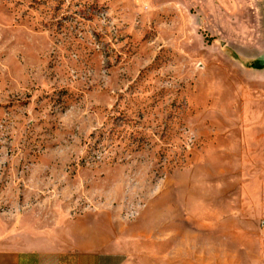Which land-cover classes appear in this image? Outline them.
<instances>
[{
    "label": "rangeland",
    "instance_id": "obj_1",
    "mask_svg": "<svg viewBox=\"0 0 264 264\" xmlns=\"http://www.w3.org/2000/svg\"><path fill=\"white\" fill-rule=\"evenodd\" d=\"M12 204L128 264H264V0H0Z\"/></svg>",
    "mask_w": 264,
    "mask_h": 264
},
{
    "label": "crops",
    "instance_id": "obj_2",
    "mask_svg": "<svg viewBox=\"0 0 264 264\" xmlns=\"http://www.w3.org/2000/svg\"><path fill=\"white\" fill-rule=\"evenodd\" d=\"M37 206L16 211L12 204L0 213V264H128L94 223Z\"/></svg>",
    "mask_w": 264,
    "mask_h": 264
}]
</instances>
